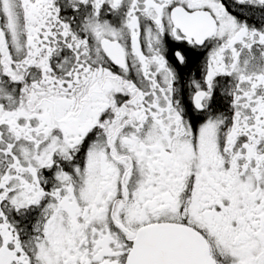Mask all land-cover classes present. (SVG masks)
Wrapping results in <instances>:
<instances>
[{
	"label": "snow or ice",
	"instance_id": "snow-or-ice-1",
	"mask_svg": "<svg viewBox=\"0 0 264 264\" xmlns=\"http://www.w3.org/2000/svg\"><path fill=\"white\" fill-rule=\"evenodd\" d=\"M0 264H264V0H0Z\"/></svg>",
	"mask_w": 264,
	"mask_h": 264
}]
</instances>
